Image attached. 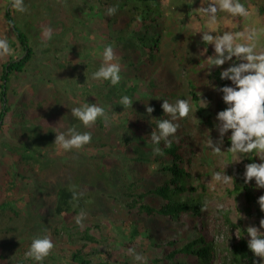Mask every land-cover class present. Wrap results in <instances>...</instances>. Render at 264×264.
<instances>
[{
	"label": "trees",
	"instance_id": "trees-1",
	"mask_svg": "<svg viewBox=\"0 0 264 264\" xmlns=\"http://www.w3.org/2000/svg\"><path fill=\"white\" fill-rule=\"evenodd\" d=\"M11 4L12 0L5 10V21L20 57L2 66L0 135L7 116L15 112L23 125L35 127L17 130L18 142L4 143L6 154L18 158L14 173L0 161V211L7 213L9 208L15 221L21 212L14 204L22 203L26 214L23 226H0V264H11L12 260L17 264H48L50 253L42 261L25 255L33 239L48 237L58 243L68 236L75 240L73 228L82 234L80 240L97 243L88 224L101 228L99 217L104 216L130 220L132 241L128 247L142 248L143 244L136 242L142 237L157 254L156 263L213 264L216 246L194 179L197 141L191 118L193 113L202 116L207 110L202 99L209 103L218 89L233 86L230 80L221 79L227 63L215 67L203 58L196 36L181 27L179 12L163 9L162 0H24L30 12L22 20ZM110 7L118 10L109 15L108 39L102 45L117 52L111 63L119 64L121 79L115 86L108 80L92 79L104 59L90 53L86 40L95 32L92 17L98 12L107 14ZM261 11L264 14V7ZM60 25L64 35L71 37L69 46L85 61L61 59L57 53L64 48L60 45L63 38L43 37L45 29ZM36 60L37 86L34 80L29 81L34 90L21 92V75L28 73ZM143 87L151 91V97L143 99L144 106L139 103L125 113L120 111L121 98L136 100ZM165 99L171 104L186 100L191 110L188 117L172 121L179 125L174 135L155 145L150 138L157 127L155 119H172L162 110ZM85 103L102 107L107 119L99 117L85 127L71 114V109ZM145 104L155 109L151 116ZM15 107L19 112L13 111ZM50 118L65 124L66 135L71 128L91 133V142L79 149L108 151L81 160L59 157L51 164L48 160L51 167L38 168L40 159L48 157L42 152L54 153L58 147L54 145L58 133L44 126ZM117 136L120 138L115 141ZM118 144L127 150H115ZM155 147L162 154L154 155ZM73 192L79 194L78 199H73ZM233 192L244 194L250 204L258 201L241 169L234 176ZM81 212L85 214L82 226L75 220ZM238 231L239 238L234 236L230 249L232 261L263 264L248 248L251 237L247 229ZM71 262L93 264L92 254L76 249Z\"/></svg>",
	"mask_w": 264,
	"mask_h": 264
},
{
	"label": "rangeland",
	"instance_id": "rangeland-1",
	"mask_svg": "<svg viewBox=\"0 0 264 264\" xmlns=\"http://www.w3.org/2000/svg\"><path fill=\"white\" fill-rule=\"evenodd\" d=\"M209 2L217 3L218 0H205L206 4ZM239 2L248 10V16H233L227 12L220 11L217 13V20L215 23H210L207 16L196 11V9L201 7V0H162V6L163 9L167 8L169 11L175 10L179 12V24L182 28L189 29L192 34L196 36L199 51L205 59L210 56V53L214 54V46L206 45L202 42V35L206 32L212 35H222L224 32L248 33L255 31L256 35L253 40L241 39L237 42L254 45L257 53L264 52V14L261 11L264 7V0H239ZM9 4L10 0H0V39H7L11 49L9 54H0V92L2 91L1 73L3 64L13 58L18 59L20 57V52L17 48L12 46L13 37L10 35L5 21V10ZM29 12L30 8H27L25 12H19L20 19L22 20L27 17ZM110 21L109 15L102 12H98L91 19V26L95 32L91 40H86L89 41L90 53L98 58L104 59L105 47L102 45V41L108 39ZM51 30L50 38L43 34L45 39L49 40L58 36L60 39L63 38L64 41L60 44L64 46V48L58 51V57L76 63L85 61L86 58L81 54H76L71 46H69L68 42L71 41V37L67 34L64 35L62 25L57 28L54 27ZM205 48H207V51H204ZM113 51L115 57V55H117L115 48H113ZM238 62L239 61L234 57L233 61L226 62L227 64L224 70L230 67L232 63ZM21 77L22 81L18 84L20 91L23 92L25 88L28 89L27 91L34 90L30 88L31 84L29 81L33 82L34 80V85L37 86V60L32 64L29 72L21 75ZM232 87H234V85ZM150 95L151 91L149 88L143 87L141 92L137 94L136 100L131 99L132 105L127 108H124L122 105V110L120 111L125 113L129 111L130 108H134L135 104L139 103L144 106L143 99ZM222 96L223 93L217 91L211 102L208 103L204 100L206 104H202L207 110L202 116L193 113L191 118L194 138L197 141V150L193 154V172L195 183L199 186V194L206 206V215L210 226V237L214 239L216 246L213 264H235L230 257V249L234 242V236L238 235V229L240 228L247 229L249 226L260 228V220L264 219V212L260 210L258 202L250 204L244 194L233 192L234 180L225 185L214 181L213 175L216 172H221L234 178L235 174L240 169L245 172V165L250 163H261L260 157L262 154L257 150H253L250 153L227 152L231 147L228 146L229 143L231 144V132L226 133L224 136V142L221 148L222 153L217 155L212 151L209 142L212 140L213 143H215L219 140V133L216 130V125L219 122L216 116L220 111L228 107V105L224 103ZM1 106L2 104L0 101V109ZM16 109L15 107L13 111L19 112ZM16 114L15 112V114L12 113L10 116H7L3 132L0 135V161L7 163L12 173L15 172L14 162L18 157L11 156L9 153L6 154L4 143L18 142L15 138V132L17 130H23L28 126L35 127V124L23 125L21 117ZM44 126L58 134L66 133L65 124L53 118L47 119ZM118 138H120V136H117L115 141H117ZM115 150L125 152L127 148L125 145L118 144ZM106 151H108V149ZM106 151L96 148H87L85 150L76 149L72 152L70 150L66 151L58 146L54 153H49L48 151L42 152L47 154L48 157L41 158L37 163V167L49 168L51 167L50 164L59 157L70 160H81L82 157L84 158L93 154L99 155ZM48 160L50 162L49 165ZM248 184L254 196L257 197V200L260 196L264 195V189L258 188L254 179ZM32 185H34V181ZM93 203L96 204L97 200L93 201ZM14 205L17 211L21 212V217L14 221L12 219V217H15L14 213L10 211L9 208L7 213L0 211V226L20 224L23 226V216L26 214L25 204L15 203ZM248 207L250 211L247 210ZM115 212H117V210ZM227 217L237 225V228L229 222ZM6 221H8V223H6ZM99 221L101 228L96 227L95 224L92 223L88 224L92 226L91 232L95 235L98 241L97 243L80 240L82 234H78L75 228L71 229V233L74 234L75 240H71L68 236H65V241L55 243V240L51 239L54 248L51 250L50 256L47 257L48 264H74L71 262V254L76 249H82L85 253L92 254L93 264H171L169 261L162 263L154 262L153 260L158 256L155 251L150 248L148 241L146 242L142 237H138L136 242L142 243L143 247L135 250V253L129 251L131 248H129L128 245L132 241L130 220L118 219L114 216H104L101 218L99 217ZM260 232V235L264 237V228H260ZM220 237H222V239H220ZM136 255L142 256L143 260H137L135 258ZM262 262L264 264V260H262ZM11 264H17V262L12 260ZM28 264H31V262H28Z\"/></svg>",
	"mask_w": 264,
	"mask_h": 264
},
{
	"label": "clouds",
	"instance_id": "clouds-1",
	"mask_svg": "<svg viewBox=\"0 0 264 264\" xmlns=\"http://www.w3.org/2000/svg\"><path fill=\"white\" fill-rule=\"evenodd\" d=\"M206 5V6H205ZM11 7L18 12H25L27 8L24 0H12ZM117 7H110L107 10L108 15H114ZM197 12L207 16L210 23H215L217 13L220 11L227 12L233 16H248V10L239 0H218L217 3H205L201 0V7L196 9ZM51 28L44 30V35L50 38ZM256 33L252 32H224L222 35H212L203 33L202 42L206 45L214 46V55L207 58L208 62L215 66L221 67L226 62L233 61L235 57L238 63H232L230 67L221 72V79L230 80L234 87L224 86L218 89L223 93L222 99L228 107L220 111L216 119L219 122L216 130L219 133V140L213 143L211 140L210 147L212 151L219 155L222 153L221 148L224 142V136L231 131V147L227 152L231 153H250L257 150L261 153V163H250L245 165L244 179L245 183H250L253 179L256 181L258 188L264 189V52L257 53L255 46L247 43H238V40H253ZM11 51L7 39H0V54H9ZM207 51V48L204 49ZM114 51L111 46H106L104 50V64L98 71L94 72L92 79H104L111 82L113 86L120 82V66L111 63L114 60ZM87 73V72H86ZM85 73V75H86ZM87 77V75H86ZM124 108L132 105V100L128 96H123L120 100ZM202 103L206 102L202 99ZM165 115H171L172 119H155L158 121L156 129H153L150 138L153 144L159 145L161 140L167 141L169 136L174 135L178 124L172 121L177 118L183 119L188 117L191 106L186 100H178L174 104L168 100H163L161 105ZM146 112L149 116L155 109L145 104ZM73 117L83 123L85 127L94 124L99 117L107 116L102 107L96 103H85L82 107L71 109ZM91 133H79L75 128L69 129L67 135L58 134L55 137L54 145L68 151L73 148L79 149L91 142ZM154 155L162 154L159 147L153 148ZM213 180L225 185L231 183L234 178L225 173L216 172ZM79 198V194L73 192V199ZM260 210L264 212V195L258 198ZM85 214L81 212L75 217L76 223L82 226ZM260 228H264V219L260 220ZM260 228L249 226L247 228L248 248L256 257L264 260V237L260 235ZM238 237V236H237ZM239 238V237H238ZM222 239V237H220ZM54 248V244L48 237L33 239L29 251L25 254L34 258L36 261H42L49 255ZM135 253L134 249L129 250ZM137 260H143V257L136 255Z\"/></svg>",
	"mask_w": 264,
	"mask_h": 264
}]
</instances>
